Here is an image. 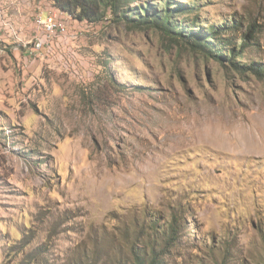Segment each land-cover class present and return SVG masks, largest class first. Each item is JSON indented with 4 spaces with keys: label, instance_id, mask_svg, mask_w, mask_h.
I'll return each instance as SVG.
<instances>
[{
    "label": "rangeland",
    "instance_id": "1",
    "mask_svg": "<svg viewBox=\"0 0 264 264\" xmlns=\"http://www.w3.org/2000/svg\"><path fill=\"white\" fill-rule=\"evenodd\" d=\"M200 3L255 22L264 61V0ZM46 15L24 62L0 53V264L129 263L180 212L164 264H264V78L108 18L32 56Z\"/></svg>",
    "mask_w": 264,
    "mask_h": 264
},
{
    "label": "trees",
    "instance_id": "2",
    "mask_svg": "<svg viewBox=\"0 0 264 264\" xmlns=\"http://www.w3.org/2000/svg\"><path fill=\"white\" fill-rule=\"evenodd\" d=\"M48 1L52 8L75 21L95 25L108 18V21L139 30L157 29L171 41L192 52L210 56L240 74L251 73L264 78V61L250 60L252 51L259 46L256 23L234 13L230 18L222 16L218 22L211 21L202 16L201 0ZM186 223L182 212L172 214L159 229L155 221L147 219L151 246L147 251H133L132 261L125 264H164V256L171 254L172 246ZM1 264L12 263L4 261Z\"/></svg>",
    "mask_w": 264,
    "mask_h": 264
},
{
    "label": "crops",
    "instance_id": "3",
    "mask_svg": "<svg viewBox=\"0 0 264 264\" xmlns=\"http://www.w3.org/2000/svg\"><path fill=\"white\" fill-rule=\"evenodd\" d=\"M47 0H0V9L4 13V15H9L7 18L8 20H12L17 22L18 28L20 26L23 27V30L21 29V38L18 40H12L11 42H6V33H5V26L2 22H0V46L3 48H0V53H5V46L3 43H7V49L6 53L12 54V59L17 60L18 62H24L26 60V47L25 44L28 43L31 37L30 28L32 27V24L30 23V17H33L35 14V11L38 9L40 12L47 13L48 7L42 6V3ZM45 4V3H44ZM48 4H50L48 2ZM18 16H17V14ZM8 13V14H7ZM26 29V31H25ZM23 86V84H22Z\"/></svg>",
    "mask_w": 264,
    "mask_h": 264
},
{
    "label": "built area",
    "instance_id": "4",
    "mask_svg": "<svg viewBox=\"0 0 264 264\" xmlns=\"http://www.w3.org/2000/svg\"><path fill=\"white\" fill-rule=\"evenodd\" d=\"M66 18V15L55 9H49L44 19L38 16L35 24L36 33L28 53L33 56V51H38L40 48L48 46L49 42H52L53 37L57 36L58 33H63L68 24Z\"/></svg>",
    "mask_w": 264,
    "mask_h": 264
}]
</instances>
